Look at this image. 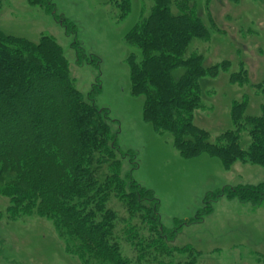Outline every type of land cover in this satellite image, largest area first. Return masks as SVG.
<instances>
[{"label":"trees","instance_id":"obj_1","mask_svg":"<svg viewBox=\"0 0 264 264\" xmlns=\"http://www.w3.org/2000/svg\"><path fill=\"white\" fill-rule=\"evenodd\" d=\"M26 2L50 12L54 8L52 0ZM152 2L148 17L124 37L141 55L137 63L131 56L128 65L130 93L143 98L142 120L157 134L169 133L184 159L206 154L225 169L237 161L264 167V105L259 116L244 117L245 100L233 103L234 129L214 142L193 123L195 111L202 107L200 81L215 78L228 66L205 68L201 56L184 57L192 39L207 38L194 0ZM176 69L183 74L174 80L171 73ZM230 80L242 84L245 74H233ZM244 131L250 138L246 150L240 146ZM125 154L107 110L97 108L92 97L84 99L74 87L54 39L42 36L32 43L0 32V196L9 199L11 218L36 214L49 220L65 252L81 264H140L149 251L172 256L177 249L167 244L182 226L203 221L217 198L254 205L264 199V182L227 187L207 194L194 218L175 221L167 230L153 192L130 174L121 175L120 158ZM126 156L136 168L134 153ZM112 198L127 210L122 229L117 228L116 212L107 207ZM122 237L136 250V263L122 255Z\"/></svg>","mask_w":264,"mask_h":264},{"label":"rangeland","instance_id":"obj_2","mask_svg":"<svg viewBox=\"0 0 264 264\" xmlns=\"http://www.w3.org/2000/svg\"><path fill=\"white\" fill-rule=\"evenodd\" d=\"M53 10L26 0H0V32L37 43L42 36L54 39L67 61L68 73L84 99L107 110L108 123L123 154L133 152L134 163L120 158L121 175L153 192L161 225L172 230L175 221L189 220L204 207L207 194L227 187L264 182V167L234 162L225 169L206 154L184 159L169 133L157 134L142 120V97L130 93L128 61L139 51L127 45L125 35L147 18L152 0H52ZM197 16L207 30L206 39H192L184 57L196 54L202 66L227 63L215 78L200 81L202 107L194 125L206 131L210 142L233 130L231 108L245 100L244 117L261 114L264 105V0H194ZM176 15L177 9L171 7ZM95 59L99 60L96 64ZM177 80L182 69L172 71ZM233 74H245L242 84ZM250 138L241 135L246 150ZM9 199L0 196V264H81L69 256L52 223L36 214L11 218ZM107 207L123 228L127 210L112 198ZM212 212L203 221L182 226L167 245L172 256L147 252L140 264H263L264 199L258 205L225 196L211 202ZM138 226L139 223L136 222ZM122 237L121 253L136 263L137 252ZM156 258V259H155ZM155 259V260H153Z\"/></svg>","mask_w":264,"mask_h":264}]
</instances>
